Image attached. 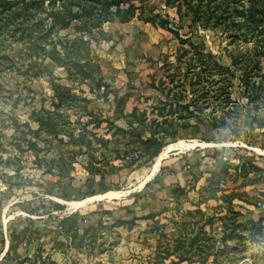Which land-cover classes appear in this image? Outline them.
<instances>
[{"label":"rangeland","instance_id":"1","mask_svg":"<svg viewBox=\"0 0 264 264\" xmlns=\"http://www.w3.org/2000/svg\"><path fill=\"white\" fill-rule=\"evenodd\" d=\"M170 2L0 4V264H264V0Z\"/></svg>","mask_w":264,"mask_h":264},{"label":"trees","instance_id":"2","mask_svg":"<svg viewBox=\"0 0 264 264\" xmlns=\"http://www.w3.org/2000/svg\"><path fill=\"white\" fill-rule=\"evenodd\" d=\"M107 8L118 7L117 15H121V4L124 0H105ZM171 1V2H170ZM170 3L177 4V12L180 19L188 20L190 22V27H195L197 24L202 23H212L215 28L221 27L226 28V30L234 25L235 21L232 20L233 13H238L237 8L235 10L230 9V7L236 3V0H169ZM0 4L6 5L7 0H0ZM249 9L246 11L247 22L253 26L255 23H258L256 17L258 9L255 3L249 2ZM7 13H2L4 9L0 12V17L3 18L6 16H11V8L5 9ZM132 8H128V11L131 12ZM125 12V11H123ZM245 14V13H244ZM107 15V14H106ZM130 14L128 13V16ZM79 17V16H78ZM82 18V17H81ZM120 20L122 17H119ZM232 20V22H230ZM125 21V20H124ZM149 21H153L149 19ZM71 22L68 21L66 26ZM168 22H162V26H167ZM256 29V28H254ZM149 141V144L154 145V155L157 154L161 148V143H158L153 136Z\"/></svg>","mask_w":264,"mask_h":264},{"label":"bare ground","instance_id":"3","mask_svg":"<svg viewBox=\"0 0 264 264\" xmlns=\"http://www.w3.org/2000/svg\"><path fill=\"white\" fill-rule=\"evenodd\" d=\"M161 160V159H160ZM156 169H157V167H156Z\"/></svg>","mask_w":264,"mask_h":264}]
</instances>
